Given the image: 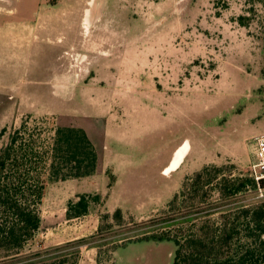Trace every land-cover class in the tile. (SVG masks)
<instances>
[{"label": "rangeland", "instance_id": "obj_1", "mask_svg": "<svg viewBox=\"0 0 264 264\" xmlns=\"http://www.w3.org/2000/svg\"><path fill=\"white\" fill-rule=\"evenodd\" d=\"M22 120L47 130L53 150L41 224L19 257L39 253L52 261L95 248L97 264H112L121 238L162 225L169 200L123 203L117 225L102 217L115 209H107L103 195L82 194L94 234L57 243L83 219L69 220L67 203H49L58 179L53 166L63 153L95 164L110 136L113 153L155 161L180 144L166 172L178 167L183 158L175 166L173 159L184 149L189 177L204 166L251 177L253 142L264 134V0H0L2 141ZM121 137L137 145L119 143ZM152 177L157 190L155 168ZM186 197L183 203H199ZM216 198L212 191L205 203H260L264 182L232 199Z\"/></svg>", "mask_w": 264, "mask_h": 264}, {"label": "trees", "instance_id": "obj_2", "mask_svg": "<svg viewBox=\"0 0 264 264\" xmlns=\"http://www.w3.org/2000/svg\"><path fill=\"white\" fill-rule=\"evenodd\" d=\"M4 134L2 130L0 264H76L80 250L58 255L52 261L38 258L39 253L19 257L41 224L40 205L46 188L52 138L47 130L30 125L28 120H22L6 141H2ZM259 183L251 177L227 173L223 166H204L192 177H185L181 189L160 214L164 215L161 226L141 236L121 238L112 250L132 240H170L175 245L172 264H264V201L248 205L205 203L212 191L217 194L215 201H224L256 189ZM187 195L188 200L199 203H183ZM89 204L84 195L76 201L70 200L67 218L86 214ZM109 216L117 225L122 224L120 208L102 215L106 220Z\"/></svg>", "mask_w": 264, "mask_h": 264}, {"label": "crops", "instance_id": "obj_3", "mask_svg": "<svg viewBox=\"0 0 264 264\" xmlns=\"http://www.w3.org/2000/svg\"><path fill=\"white\" fill-rule=\"evenodd\" d=\"M112 141L113 138L107 136L106 141L103 144L101 143L104 152L96 158L95 164H89V160L83 155L82 157L85 159L79 160L80 158L72 153H63L59 160L55 159V161H59L52 168L54 176L58 178L52 182L56 194L54 198L52 196L49 198L47 194L49 203L68 204L70 200H78L79 196H82V194L103 195L104 201L102 203H105L107 209H121L123 203H165L176 194L182 182L181 180L189 174L188 171L183 168L185 163L184 157L176 169L166 172L171 165L173 154L177 148L181 146L180 144H175L172 148L169 147V152L166 156L158 154L160 158L159 156L156 157L155 161L154 155L140 158L131 153H126V155L118 154L116 151L113 153L111 149V146H113ZM125 142L137 145V139L129 140L126 137H121L119 139V143ZM93 161L94 159H91V162ZM77 162H79V164ZM154 168L155 173L161 179V181L157 183L158 186H160L157 190H154L152 187L154 184L152 177L154 175ZM108 175L113 177L111 183ZM171 178H173V180ZM166 180L169 181L170 184L172 182L174 184L173 187L169 185L165 189L164 182H166ZM135 187L140 188L138 192L132 191V188ZM45 190L47 191V184ZM43 199L45 200V195ZM148 199H150V201ZM86 214L75 218H68L72 220L82 217V225L77 232L60 239L57 243L85 238L88 235L94 234V231L90 230L88 225L90 223ZM96 219L98 223V218ZM97 223L94 227L95 230ZM174 250L175 245L170 240H132L112 250L110 263L172 264ZM97 257L98 252L95 248L82 249L79 252L76 264H97Z\"/></svg>", "mask_w": 264, "mask_h": 264}, {"label": "built area", "instance_id": "obj_4", "mask_svg": "<svg viewBox=\"0 0 264 264\" xmlns=\"http://www.w3.org/2000/svg\"><path fill=\"white\" fill-rule=\"evenodd\" d=\"M250 176L256 182L264 180V134H261L254 139Z\"/></svg>", "mask_w": 264, "mask_h": 264}, {"label": "bare ground", "instance_id": "obj_5", "mask_svg": "<svg viewBox=\"0 0 264 264\" xmlns=\"http://www.w3.org/2000/svg\"><path fill=\"white\" fill-rule=\"evenodd\" d=\"M183 155H184V149L181 150L180 153H178V155L175 157V159L173 160L174 163H173V166L177 165L178 162L183 158Z\"/></svg>", "mask_w": 264, "mask_h": 264}, {"label": "flooded vegetation", "instance_id": "obj_6", "mask_svg": "<svg viewBox=\"0 0 264 264\" xmlns=\"http://www.w3.org/2000/svg\"><path fill=\"white\" fill-rule=\"evenodd\" d=\"M179 153H180V152H179ZM177 155H178V154H177ZM177 155H176V156H177ZM174 159H175V158H174ZM174 159H173V160H174Z\"/></svg>", "mask_w": 264, "mask_h": 264}]
</instances>
